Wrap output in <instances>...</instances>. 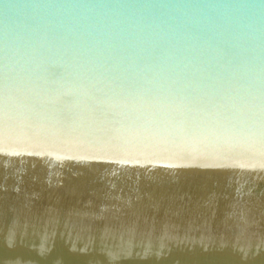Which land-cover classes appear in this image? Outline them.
Wrapping results in <instances>:
<instances>
[{
  "label": "water",
  "instance_id": "1",
  "mask_svg": "<svg viewBox=\"0 0 264 264\" xmlns=\"http://www.w3.org/2000/svg\"><path fill=\"white\" fill-rule=\"evenodd\" d=\"M0 264H264V0H0Z\"/></svg>",
  "mask_w": 264,
  "mask_h": 264
}]
</instances>
